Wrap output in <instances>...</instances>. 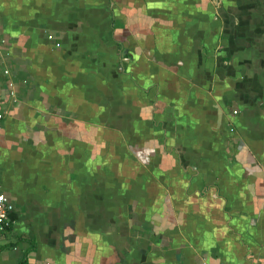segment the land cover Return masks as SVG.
<instances>
[{"label": "crops", "instance_id": "1", "mask_svg": "<svg viewBox=\"0 0 264 264\" xmlns=\"http://www.w3.org/2000/svg\"><path fill=\"white\" fill-rule=\"evenodd\" d=\"M0 115V264H264V0H0Z\"/></svg>", "mask_w": 264, "mask_h": 264}, {"label": "built area", "instance_id": "2", "mask_svg": "<svg viewBox=\"0 0 264 264\" xmlns=\"http://www.w3.org/2000/svg\"><path fill=\"white\" fill-rule=\"evenodd\" d=\"M52 35H48V39H51ZM55 46H59V43H55ZM7 73V70H4ZM235 113V111H233ZM1 116V115H0ZM12 205L9 203L7 197L2 191L0 184V234L5 232L9 227V222L7 220V213L11 210Z\"/></svg>", "mask_w": 264, "mask_h": 264}]
</instances>
